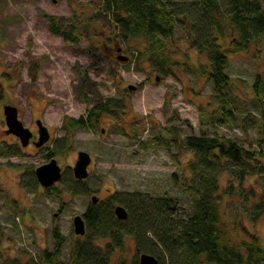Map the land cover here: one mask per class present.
Wrapping results in <instances>:
<instances>
[{
  "label": "rangeland",
  "instance_id": "rangeland-1",
  "mask_svg": "<svg viewBox=\"0 0 264 264\" xmlns=\"http://www.w3.org/2000/svg\"><path fill=\"white\" fill-rule=\"evenodd\" d=\"M102 1L0 0V264H12L15 259L50 264L46 263L45 252L52 253L56 248V230L65 237L56 264H72L73 247L85 241L75 235L73 219L86 212L92 195L107 201L129 193H145L173 199L177 212H190L192 197L179 188L183 176L190 174L187 166L194 155L182 146L188 136L206 133L235 139L262 153L258 157L264 163V142H257L263 136L262 101L254 93L259 74L264 85V53L252 49L231 54L227 73L235 85L230 95L237 97V119L225 120L214 104L219 99L214 84L202 73L207 58L183 31L177 30L168 40L172 68L164 70L163 65L150 60L149 54L140 53L142 40L119 37L116 45L108 21L94 18ZM45 14L60 19L65 30L78 28L77 42L53 33ZM110 39L114 42L106 46ZM122 54L129 59L119 60ZM129 84L140 89L128 90ZM96 96L123 99L127 108L120 117L104 115L98 125L74 130L66 151L56 157L68 171L79 151L91 153L93 165L83 186L87 193L68 194L60 185L53 194L38 188L29 192L22 186L29 170L49 161L47 156L55 142L68 131L67 119L86 116L88 101L92 103ZM260 97L264 100V93ZM4 104L17 106L28 127L34 119H42L53 132V144L40 151L21 149L19 157L8 156L6 151L19 148L15 140L2 133ZM175 137L182 149L172 146ZM263 172H253L232 191L223 180L220 211L226 234L237 244L253 243L264 248V213L254 217L258 211L255 202L264 199ZM97 243L106 245V241ZM122 258L128 264L135 261L133 237L125 238L110 264H118ZM165 261L172 264L168 256ZM185 263L209 264L204 257L190 262L178 259V264Z\"/></svg>",
  "mask_w": 264,
  "mask_h": 264
},
{
  "label": "trees",
  "instance_id": "trees-1",
  "mask_svg": "<svg viewBox=\"0 0 264 264\" xmlns=\"http://www.w3.org/2000/svg\"><path fill=\"white\" fill-rule=\"evenodd\" d=\"M45 17L53 33L65 41L77 42L78 28L65 30L57 17L48 14ZM77 17L75 14L74 18ZM94 18L108 21L110 33L116 35V45L119 37L125 41L142 40L144 46L140 53L149 54L150 60L163 65L164 70L172 68L168 40L174 38L177 30L183 31L198 52L207 58L202 73L214 84L219 98L214 104L218 105L216 110L220 118L237 119L234 112V99L237 97L231 98L230 95L235 85L227 69L233 52L255 49L264 53V0H103ZM112 40L106 46H110L114 42ZM262 77L259 74L254 84L255 97L262 101L260 128L263 136L257 141L259 144L264 142V100L260 97L264 93ZM88 103L86 116L67 119L68 136L62 141L63 147H67L69 134L77 128L98 125L104 115L119 116L125 107L124 100L115 97L96 96L92 103ZM171 142L173 147L178 145L182 149L184 145L194 153L187 166L190 174L184 175L182 183L179 182L180 190L192 197L190 212H177L173 199L145 193H129L118 199L90 204L84 215L87 224L85 241L77 242L73 247L72 264H110L113 252L123 247L125 237H133L136 243L133 264H139L140 253L155 255L160 260L159 264H166L167 256L172 259V264H178L180 257L188 262L204 257L209 264H264L263 247L246 242L237 244L226 234L219 203L225 187L224 179L232 191L253 172L264 171V163L258 157L262 153L235 139L206 133L186 137L182 146L176 137ZM176 177L174 174L178 184ZM25 180L23 186L34 192L36 178L32 170ZM83 183L77 181L71 171L63 180L68 194L87 193ZM244 195L250 197L254 193ZM263 201L261 197L255 202L258 206L255 219L264 213ZM117 202L123 203L129 211L126 221L115 217L113 206ZM54 237L56 248L52 254H57L56 264L65 237L57 230ZM97 241H106V245L102 246ZM45 257L46 263L53 264L51 255L45 252ZM12 264L32 263L15 259ZM118 264L128 263L122 258Z\"/></svg>",
  "mask_w": 264,
  "mask_h": 264
},
{
  "label": "water",
  "instance_id": "water-1",
  "mask_svg": "<svg viewBox=\"0 0 264 264\" xmlns=\"http://www.w3.org/2000/svg\"><path fill=\"white\" fill-rule=\"evenodd\" d=\"M122 50L119 49V52ZM118 59L121 61H126L129 58L125 55H119ZM158 79V77H157ZM128 90L135 91L138 90V85L129 84ZM4 114L7 126L9 127L8 133H14L20 137L23 144L28 145L33 134L29 128H27L23 121L19 118V109L17 106L12 104H6L4 106ZM38 125L40 127V140L37 146H41L50 139V134L48 127L38 120ZM92 162L91 154L87 151H80L79 158L76 162L73 172L74 177L77 180H85L89 177L88 167ZM36 175L40 184L45 188L52 187L56 182H59L63 177L62 168L59 166L56 159H52L50 162L39 166L36 169ZM99 198L97 196L92 197V202L97 204ZM115 214L118 219L126 220L129 217L128 210L123 205H117L115 207ZM73 226L75 234L79 236H84L87 232L86 222L82 215H76L73 219ZM140 264H159L160 260L155 255L149 253H140L139 255Z\"/></svg>",
  "mask_w": 264,
  "mask_h": 264
},
{
  "label": "flooded vegetation",
  "instance_id": "flooded-vegetation-1",
  "mask_svg": "<svg viewBox=\"0 0 264 264\" xmlns=\"http://www.w3.org/2000/svg\"><path fill=\"white\" fill-rule=\"evenodd\" d=\"M128 87V86H127ZM128 89V88H127ZM138 89H139V86H138ZM6 104H4L3 105V113H4V106H5ZM13 105V104H12ZM125 108H127V106H126V104H125V107H124V109L122 110V112L125 110ZM19 109V108H18ZM113 116V115H112ZM119 117H120V115H119ZM19 118L23 121V119L21 118V113H20V109H19ZM38 120H41L42 121V123L44 124V125H46V123L42 120V119H40V118H36V119H34L33 120V122H32V126L31 127H28V126H26V124L24 123V121H23V123H24V125L27 127V128H29L30 129V131L32 132V134H33V136H32V138L30 139V141H29V143H28V145H24L23 144V142L21 141V139H20V137L19 136H17L16 134H14V133H8V129H9V127L7 126V123H6V120H5V114H4V120H3V124H4V128L2 129V133H3V135H5V136H7V137H10L11 139H13V140H15L14 142H15V144H17V146H18V148H19V150L18 149H15V150H13V151H6V154L8 155V156H10V157H19V155H20V150L21 149H27V148H29V147H32V148H35V149H37L38 151H40V150H43V149H45V148H49V146H51V144H53V143H51V141L53 140V138H54V135H53V132H52V130L50 129V127L48 126V125H46L47 127H48V131H49V134H50V139L47 141V142H45L44 144H42L41 146H37V143L39 142V140H40V127H39V125H38ZM100 122H101V120H100ZM88 126H90V125H87V126H84V128L85 127H88ZM105 131H106V129L105 128H103L102 129V133H105ZM67 136H68V131H66V135L64 136V137H62L60 140H59V142H55V145H54V147H53V150L48 154V156H47V158H48V162H50L52 159H56L57 160V162H58V159L56 158L57 156H58V154H59V151H60V149L62 148V152H61V154H63L65 151H66V149H67V147L65 148V147H63V144H62V141L63 140H65L66 138H67ZM10 146H11V144H9ZM58 149V150H57ZM80 152V151H79ZM79 152H78V157H77V160L75 161V164H76V162L78 161V158H79ZM89 153V152H88ZM91 154V153H90ZM91 157H92V162H91V164L89 165V167H88V170H89V176H90V169H91V167H92V165H93V156L91 155ZM47 162V163H48ZM44 164H46V163H44ZM44 164H42V165H44ZM58 164H59V162H58ZM42 165H40V166H42ZM59 166L62 168V172H63V177H62V179L59 181V182H56L52 187H50V188H45V187H43L41 184H40V182L38 181V178H37V175H36V169L39 167H36L35 169H32V172L34 173V175H35V178H36V184H35V186H36V188H38V189H42L44 192H46V193H48V194H53L54 193V191L56 190V187H57V185H60L61 186V188L62 189H64V191L66 192V189L64 188V185H63V180H64V178H65V176L67 175V172L68 171H71V173L73 174V176H74V172H73V168H74V166L71 168V170H68L67 171V169L65 168V167H62L60 164H59ZM75 178V177H74ZM89 178V177H88ZM87 178V179H88ZM76 179V178H75ZM87 179H85V180H87ZM24 181V179H22V178H20V181ZM77 180V179H76ZM85 180H77V181H82V182H84L85 183ZM84 183H83V186H84ZM1 185V184H0ZM22 186H23V183H22ZM82 186V187H83ZM84 188V187H83ZM35 192V191H34ZM68 193V192H67ZM93 196H97V195H92L91 196V203L92 204H94L93 202H92V197ZM98 197V196H97ZM99 198V201H98V203L97 204H100L101 202H104V201H106V200H101L100 199V197H98ZM110 199V198H109ZM108 199V200H109ZM110 200H113V199H110ZM117 205H123V206H125L123 203H119V202H117V203H115V205L113 206L114 207V214H115V207L117 206ZM126 207V206H125ZM89 208V207H88ZM126 209H127V207H126ZM88 210V209H87ZM87 210H86V212H87ZM128 210V209H127ZM85 212V213H86ZM85 213L82 215L83 217H84V215H85ZM128 213H129V211H128ZM55 216H58V213H56L55 214ZM115 217L117 218V216H116V214H115ZM129 218V217H128ZM127 218V219H128ZM118 219V218H117ZM126 219V220H127ZM84 220H85V222H86V219H85V217H84ZM118 220H120V219H118ZM126 220H120V221H126ZM86 229H87V224H86ZM75 233V232H74ZM86 234H87V232H86ZM86 234L84 235V236H80V237H82V239L86 236ZM75 235H77V234H75ZM77 236H79V235H77ZM126 238V237H125ZM54 251V250H53ZM53 251H52V253H53ZM116 252V251H115ZM115 252H113V254L115 253ZM51 253V252H50ZM50 253H48L49 254V256H50ZM51 253V254H52ZM57 255V254H56ZM56 255H54L55 257H56ZM140 255V254H139ZM52 256V255H51ZM53 256V257H54ZM111 259H112V256H111ZM54 260L55 259H51V263H54ZM111 261V260H110ZM139 264H140V262H139Z\"/></svg>",
  "mask_w": 264,
  "mask_h": 264
}]
</instances>
